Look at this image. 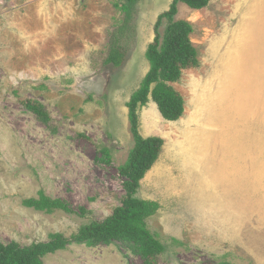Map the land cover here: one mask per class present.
Returning <instances> with one entry per match:
<instances>
[{
    "label": "rangeland",
    "instance_id": "1",
    "mask_svg": "<svg viewBox=\"0 0 264 264\" xmlns=\"http://www.w3.org/2000/svg\"><path fill=\"white\" fill-rule=\"evenodd\" d=\"M171 1H139L128 58L115 68L104 60L119 0H0V243L70 238L120 205L118 167L134 146L126 103ZM175 20L192 26L199 63L171 84L183 115L167 122L151 101L138 113L140 136L164 142L137 193L159 204L146 222L165 249L158 264H264V0H210L199 11L179 3ZM14 91L42 103L50 126ZM40 191L75 214L22 205ZM42 261L141 264L119 244L70 245Z\"/></svg>",
    "mask_w": 264,
    "mask_h": 264
},
{
    "label": "trees",
    "instance_id": "2",
    "mask_svg": "<svg viewBox=\"0 0 264 264\" xmlns=\"http://www.w3.org/2000/svg\"><path fill=\"white\" fill-rule=\"evenodd\" d=\"M140 0H119L116 8L122 12L123 18L110 33L108 55L104 60L107 65L122 67L135 38L134 21L138 12ZM185 4L192 10L206 8L210 0H172L167 11L160 13L154 24V37L148 44L145 59L149 68L142 78L139 88L126 103L130 132L134 146L126 162L118 167V173L123 178V196L120 205L112 214L102 221H93L79 228L76 234L65 238L61 234H51L49 240L43 243H33L21 246L12 241L0 243V264H44L42 259L48 255L63 251L70 245H81L87 248L119 244L141 260V264H158L159 256L164 252V246L147 229V220L154 216L159 204L154 201L142 200L137 197L140 182L159 158L163 140L156 136L143 138L139 134V110L150 101L153 102L163 120L175 122L184 112V101L171 86L180 80L182 72L198 67L197 52L190 41L192 26L182 20H175L177 5ZM166 22L165 29L160 34L159 29ZM17 102L25 111L33 114L43 125L49 127L51 118L44 105L35 99H24L14 91ZM101 161L108 163V151L101 150ZM22 205L38 212L51 214L62 211L67 214L75 212L62 200L51 199L42 191L36 198L25 199ZM79 216H85L84 209L79 210ZM218 264H230L222 261Z\"/></svg>",
    "mask_w": 264,
    "mask_h": 264
}]
</instances>
